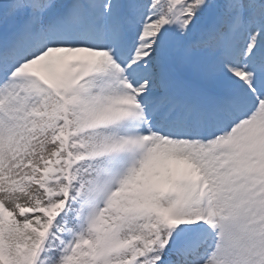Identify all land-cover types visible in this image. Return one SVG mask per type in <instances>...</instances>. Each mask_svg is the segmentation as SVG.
<instances>
[{
    "label": "snow or ice",
    "instance_id": "snow-or-ice-1",
    "mask_svg": "<svg viewBox=\"0 0 264 264\" xmlns=\"http://www.w3.org/2000/svg\"><path fill=\"white\" fill-rule=\"evenodd\" d=\"M0 264H264V0H0Z\"/></svg>",
    "mask_w": 264,
    "mask_h": 264
}]
</instances>
